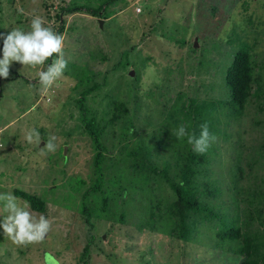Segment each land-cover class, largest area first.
<instances>
[{"label": "rangeland", "instance_id": "obj_1", "mask_svg": "<svg viewBox=\"0 0 264 264\" xmlns=\"http://www.w3.org/2000/svg\"><path fill=\"white\" fill-rule=\"evenodd\" d=\"M100 2L0 0V34L29 30L34 15L59 31L62 7ZM64 18L68 66L58 86L44 92L39 83L51 59L35 69L13 62L9 77H0V192L38 195L45 212L14 194L53 221L44 242L26 248L0 227V264H46V255L47 264H85L87 246L88 264H240L245 256L236 249L248 242L264 256V0H118L105 17L79 11ZM245 44L257 91L236 113L226 104V76ZM2 48L0 37V57ZM86 87L93 88L86 102L105 146V182L97 191V149L77 102ZM204 123L216 141L203 155L173 135L183 124L199 136ZM33 128L40 145L25 140ZM52 135L56 151L42 154ZM144 149L149 158L139 153ZM183 154L198 166L192 189L221 216L204 221L202 212L187 210V237L162 173ZM86 194L92 225L83 213ZM233 221L243 234L221 238Z\"/></svg>", "mask_w": 264, "mask_h": 264}, {"label": "clouds", "instance_id": "obj_2", "mask_svg": "<svg viewBox=\"0 0 264 264\" xmlns=\"http://www.w3.org/2000/svg\"><path fill=\"white\" fill-rule=\"evenodd\" d=\"M18 11L24 13L22 7L18 8ZM0 37L3 38L0 77L4 79L9 77L13 62L35 69L42 67L51 59L47 69L38 72L39 83L44 92L54 85L58 86L57 81L63 77L68 66L64 52L65 36L55 31L45 17L34 15L30 21L29 30L15 27L7 34H0ZM200 128V134L197 136L195 132L189 133L186 126L182 124L173 135L178 139L187 137V142L192 146V150L203 155L216 141V136L211 133L207 123L202 124ZM56 139V136H50L41 148V153H54L57 148L54 143ZM25 140L29 144L40 145V132L35 128L29 130L25 135ZM0 207H2L0 216L3 217L0 220V227L3 229L4 236L19 248L43 243L52 230V220L44 215L37 217L30 210V206L26 202L21 204L19 198L11 191L0 192ZM48 259L49 256L46 255V264Z\"/></svg>", "mask_w": 264, "mask_h": 264}, {"label": "trees", "instance_id": "obj_3", "mask_svg": "<svg viewBox=\"0 0 264 264\" xmlns=\"http://www.w3.org/2000/svg\"><path fill=\"white\" fill-rule=\"evenodd\" d=\"M118 0H101L100 5L98 7L92 6L89 3H75L71 6L62 7L61 11L58 13L57 19L60 21V24L58 26V33H62L65 29V18L64 16L70 13L79 12V11H87L88 13L99 16V17H105L107 15V7L116 2ZM251 61V54L248 49V46L245 44L243 45L235 54L233 63L228 68L227 76H226V82L230 89V99L226 102V104L231 107V109L236 112L240 113L241 109L246 104L250 94L252 93V84L255 80L254 76V69L252 66ZM22 77L25 80H29L27 76H24L23 74L16 73L14 75L15 78ZM93 91V88L86 87L81 91L80 97L78 98L77 102L81 111L82 115V121L85 124V128L87 132L91 135L96 149L97 153L95 156V168H96V174H97V180L93 185V191L100 190L102 188V185L105 182V174L103 170V161L105 159L104 151L105 146L102 141V135L103 131L101 127L99 126L96 118L93 116H90V109L87 105V98L88 95ZM257 90H255L256 93ZM252 93V94H253ZM202 107L200 106V109H198L199 113L201 111ZM190 111L187 109V114H189ZM148 150L144 149V152L142 153L139 150V153L142 155V157H148L149 155L146 153ZM193 151V150H192ZM194 152V151H193ZM195 156V153H194ZM175 159V156H173ZM190 158V156H189ZM193 160L188 159V156L185 154L182 155V157H179L177 163L175 164V168L168 164V168L163 169V176L166 179V181L170 184L171 188L176 193L178 199L177 204L180 208V214L182 215V228L184 231V236L187 237L186 230L189 229V215L187 214V210H192L195 212H202L200 214L201 220H208L209 218H221L219 212H215L214 208L212 206H209L203 200L201 201L198 196V191H194L192 189V186L194 183H192L190 173L196 172L198 170V166L192 164ZM151 165V163H150ZM175 169H180L181 174L178 176L172 175ZM176 177H179L178 179ZM260 188V195H264V187L259 185ZM198 189V188H197ZM218 190V189H217ZM14 194L18 197H21L25 200H27L31 207L34 210L45 212L47 210V202L46 200L42 199L36 194L30 193L28 191L16 188L14 189ZM88 194L84 196V206H83V213L87 215V221L92 225L91 217L93 216V211H95V208H91L87 201ZM106 200L108 198H105ZM204 214V215H203ZM251 213L249 212L246 216V220L249 221V219H252ZM261 216V215H260ZM123 218V216H122ZM123 220V219H122ZM236 221H233L232 225L224 224V227L222 228L221 232L219 233L220 237L223 239H238L241 234H243L244 230L243 227L236 224ZM248 223V222H247ZM245 222V225H247ZM195 225H198V221H194ZM89 246L86 247L84 250V253L82 254L83 257L81 259H84L83 262L85 264H88V261L86 260V257L89 254ZM236 251L242 255H244V259L241 261L240 264H264V256L261 254H258V246H255L251 243H245L244 245L238 247ZM80 261H77L76 264H80Z\"/></svg>", "mask_w": 264, "mask_h": 264}, {"label": "water", "instance_id": "obj_4", "mask_svg": "<svg viewBox=\"0 0 264 264\" xmlns=\"http://www.w3.org/2000/svg\"><path fill=\"white\" fill-rule=\"evenodd\" d=\"M101 26H102V24H101ZM196 46H197V42H196V44H195ZM131 75H134V71H131V73H130Z\"/></svg>", "mask_w": 264, "mask_h": 264}]
</instances>
